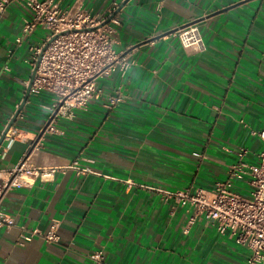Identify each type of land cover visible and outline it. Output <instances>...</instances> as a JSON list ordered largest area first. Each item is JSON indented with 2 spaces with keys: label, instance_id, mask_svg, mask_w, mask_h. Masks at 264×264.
<instances>
[{
  "label": "crops",
  "instance_id": "obj_1",
  "mask_svg": "<svg viewBox=\"0 0 264 264\" xmlns=\"http://www.w3.org/2000/svg\"><path fill=\"white\" fill-rule=\"evenodd\" d=\"M107 17L123 0H54ZM25 11L0 19V136L19 108L32 73L37 28L21 37ZM114 12V11H113ZM194 22L206 48L184 49L177 30ZM117 51L131 61L95 79L86 108L63 107L32 91L0 144V169L86 164L100 175L58 172L9 190L0 226V264H246L248 251L192 210L151 188H210L247 149L257 163L264 143V0H128L115 14ZM21 37L20 42L16 38ZM123 100L109 109L107 95ZM50 122L51 130H45ZM127 181L134 184L127 188ZM57 224L58 239L35 235Z\"/></svg>",
  "mask_w": 264,
  "mask_h": 264
},
{
  "label": "built area",
  "instance_id": "obj_2",
  "mask_svg": "<svg viewBox=\"0 0 264 264\" xmlns=\"http://www.w3.org/2000/svg\"><path fill=\"white\" fill-rule=\"evenodd\" d=\"M11 5L25 11L21 37L37 28L45 32L42 42L30 48L32 69L38 60L30 90H46L55 95L51 107L53 116L63 107L86 108L89 100L103 94L95 83L96 78L114 70L124 74L131 64L114 47L116 31L112 24L115 15L99 27L115 8L109 10L105 18L77 4L62 9L54 0H0V19ZM176 33L182 48L205 50L196 23L184 24ZM21 37L16 38V42H20ZM122 100L123 96L116 91L107 95L105 106L111 109ZM45 130H51L50 122ZM252 134L264 143V130L252 131ZM246 154L247 149L239 148L237 160L227 166L226 178L213 182L210 188L197 187L193 191L190 188L174 191L151 189L158 192L163 201L172 200L191 209L190 223L196 217H202L219 234H228L235 244L246 248V264H264V147L257 153V163L246 162L243 159ZM67 169L75 170L78 175H100L97 169L78 161L63 167H37L23 160L14 168L0 169V226L12 223L1 205L9 190L29 186L34 179L51 180L56 173ZM133 184L127 181V188ZM35 235L46 242H56L57 224L53 222L44 234L37 229L31 230L24 238L30 240ZM89 258L93 264H100L102 251H93Z\"/></svg>",
  "mask_w": 264,
  "mask_h": 264
},
{
  "label": "water",
  "instance_id": "obj_3",
  "mask_svg": "<svg viewBox=\"0 0 264 264\" xmlns=\"http://www.w3.org/2000/svg\"><path fill=\"white\" fill-rule=\"evenodd\" d=\"M128 0H123V2L119 5V7L118 8H116V10H114V12L111 14V15H109L100 25H99V27L100 26H103L104 24H107L108 22H109V20L123 7V5L127 2ZM53 38H51V40H52ZM51 40H49V41H51ZM49 41L44 45V47H43V49L45 48V46L49 43ZM39 59V58H38ZM37 63H38V60H37V62H36V64H35V66L33 67V69H32V73H31V76H30V79H29V81H28V84H27V88H26V93H25V96H24V98H23V100H22V102H21V104H20V106H19V108L14 112V114H13V116H12V118L10 119V121L8 122V124L6 125V127H5V129L3 130V132H2V134H1V136H0V144L2 143V141H3V139H4V137H5V135L7 134V132H8V130L12 127V125L14 124V122H15V120H16V117H17V115H18V113L20 112V110H21V108L23 107V105L25 104V102H26V99H27V97H28V95H29V93H30V89H31V83H32V79H33V77H34V74H35V70H36V65H37Z\"/></svg>",
  "mask_w": 264,
  "mask_h": 264
}]
</instances>
